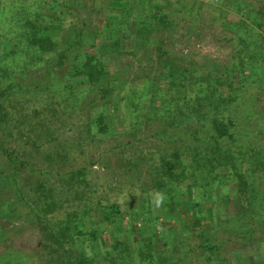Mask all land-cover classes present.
I'll return each mask as SVG.
<instances>
[{
    "label": "trees",
    "instance_id": "16d2710c",
    "mask_svg": "<svg viewBox=\"0 0 264 264\" xmlns=\"http://www.w3.org/2000/svg\"><path fill=\"white\" fill-rule=\"evenodd\" d=\"M1 1L0 10H3L4 13L0 12V19L3 18L0 25L3 27L4 39L0 40V75L10 71L11 83L0 87V154L5 159V163H9L13 167V171L8 174L0 173V194L6 189L11 190L16 201L22 203V208H28L36 215L35 220L40 235L38 245L47 248L50 259L53 256L55 259L58 258L59 264H99L97 257L91 255L89 251L93 239L97 237V231H93L88 237L83 219L85 216L95 219L96 214L100 212L112 224V214L121 213L120 207H113V211L108 212L107 208L99 203V200L98 203L80 207L74 203L76 200L68 201L66 198L65 202L68 208L64 212L59 213V210L56 212L59 205L62 204L54 195L56 184L47 178L49 175L41 166L39 170L35 167L37 164L31 158L27 160L17 154L16 150H13L12 143L5 142L2 135L7 137H13L17 133L23 135L25 127H27L26 119L35 121L40 116L49 121L60 119L61 116L64 123L75 121L73 118L76 117V112L82 106L83 101L90 96H98L97 99H91V106L104 100L107 105H116V107L121 105L125 113L123 116L125 131H132L135 124L130 115L133 116L142 105L139 103L140 97L136 96L139 94V88L133 86L130 80L124 76L125 70L118 71L115 76L107 77L105 53L97 55L95 51H92L97 48L98 39L102 35V26L98 27L92 22L80 25L81 15L70 14V11L65 9V6L72 0L52 1L62 7V10L60 8L59 22H57L58 26H55V23L49 19L45 20L50 18L46 11L48 8L45 9L49 5V0H42V6H40L42 10L37 11L32 19L30 18L33 15V10L27 7L29 5L27 1L3 2L4 8H2ZM106 1L107 5L110 4V7L107 6L108 8L102 6ZM178 1L181 5L179 13H186V6L193 9L192 26H197L198 22L202 29L206 27V29L215 27L224 29L226 36L231 37L235 42L234 52L239 57L236 59L237 64L235 60L233 65V61L229 64L230 69L214 70V72L205 74L194 67L186 69L175 65V63L164 64L165 73H162V77L168 81V84L153 92H145L150 97V100L147 99V101L154 108L156 117L162 115L163 119L172 122L171 124L177 130L184 128L192 130L193 145L189 146L186 151V154L191 158V166L188 168L183 164H177L176 161L181 158V153L176 154L172 160H168V156L164 157L160 166L156 168L153 184L148 189L158 195L168 193L172 199L173 190L183 189L184 195L186 194L185 183L188 181L190 186L200 189L207 188L217 179H220V183L224 184L227 179L233 178L232 180L239 183V197L243 206L240 212H236L231 203H228L229 213L227 216L214 220L211 223L212 226L210 225V232L201 234L203 239L201 246L187 249L184 246V240L188 237L186 233L191 231L185 230V232H181L182 242L166 243V251L158 255L153 254L154 250L152 249L150 255H142L145 258L139 262H143L142 264L147 262V258L148 264H185L187 261L190 264V254H197L196 264H214L213 262L223 258L221 254H225L227 250L234 253L238 243L247 240L254 241L257 239V233L264 236V191L260 190L257 184L258 175L264 174V151L251 150L248 155L243 150L251 136L247 131V126L255 114L253 104L255 101L259 104L262 103V97L253 94L252 87H257L256 68L264 69V38L262 40L256 38L254 34L256 30L248 25V16L240 17L236 22L227 20L226 15H229L231 10L238 15L244 12L254 13L253 10H250L252 6L245 0H213L216 3L211 4L198 0ZM98 2L97 7L101 6L104 10L106 9V13L103 14L107 18L105 22L107 23L106 35L108 41L113 42L112 47L120 54L124 51L133 53L132 49H128L124 44L134 40L138 41L137 38L127 34L122 27L114 28L113 26L115 17L117 16V19L120 20L123 16L124 5L120 4V0H98L95 4ZM148 7L155 11L151 15V25L154 24V26L164 29L174 27V30L182 28L177 25L178 22L170 18V10L164 9L166 7L164 1L163 3L161 0L150 1ZM258 13L260 15V12ZM130 15L138 19L137 14ZM135 25L138 24L135 23ZM151 25L144 23L141 28L146 32L143 35L145 40L150 38ZM228 26H231L236 33L228 34L226 31ZM258 27L259 29L264 28V24H258ZM56 32L61 35L60 45L54 37ZM5 41H10L13 46V51L7 54L2 53ZM148 48L145 47V49ZM168 55L169 52L160 49L158 58L148 57L145 67H155ZM134 64L127 66L126 71L133 70ZM135 66L138 69L144 68L140 62ZM38 67L42 68L43 71L40 75L44 78L33 81L34 78H31L28 72L35 71ZM20 74H22L21 77ZM67 75L71 76L68 83L65 82ZM78 78L87 79L86 85L77 88L71 84V80ZM178 89H182L184 92H179ZM260 92L264 95V86L260 87ZM116 93L121 94V97L115 96ZM117 97L119 102L116 101ZM20 107L26 111L31 108L33 110L28 115L24 114L25 111H21ZM132 107L134 109L130 114L131 111L128 112V108ZM87 113L88 111L85 113L86 115H82V120L87 117ZM22 114L24 116H21ZM32 115L34 116L32 117ZM260 115L264 120V109ZM133 117L137 119L138 116ZM179 119L186 126L178 125ZM85 123V128L89 130V133L92 125L104 134L109 132V126L103 115L93 121L89 119ZM31 125L29 140L26 144L33 141L34 147L39 141L45 140L44 138H46V142L42 143L41 147L57 142V140L54 141L57 133L47 129L45 134L37 135L39 131L37 124ZM35 135L37 137L33 139ZM123 145L118 144V146ZM252 154L253 156L250 157ZM65 157L66 155L62 156L61 154L60 157L58 156L61 164L65 163ZM179 168L182 170L181 172H177ZM28 169L31 170L30 173H35L34 177H37L35 184H32L30 188L22 179L23 171ZM227 170L230 172L228 176L225 173ZM198 171H203L207 185H201ZM65 176L68 178L66 182L70 188V186H75L77 181L78 183L86 182L88 173L84 168L78 172H66ZM8 199L9 201L5 199L0 203L1 217L10 211L17 214L15 202L13 204L10 198ZM61 207L63 206L60 205ZM192 207L195 211L192 210V225L196 230H200L213 218L202 209L200 203L193 204ZM131 216L133 220H136V216L134 217L132 214ZM5 234L0 235V243L5 244L11 239ZM80 245L84 246V250H79L82 248ZM126 249L124 243L118 242L112 249L104 250L99 256H102L105 264H135L138 260L137 253L131 254V251L129 253ZM232 253H230V257L222 261H229Z\"/></svg>",
    "mask_w": 264,
    "mask_h": 264
},
{
    "label": "rangeland",
    "instance_id": "374dc122",
    "mask_svg": "<svg viewBox=\"0 0 264 264\" xmlns=\"http://www.w3.org/2000/svg\"><path fill=\"white\" fill-rule=\"evenodd\" d=\"M11 1L13 0H2V8H4L3 2L9 3ZM16 1H27L30 5L26 4L27 7L33 10V15L30 19L34 18L37 11L42 10L40 7L42 6V0ZM49 1V5L45 9L48 8L46 11L50 18L45 20L48 21L49 19L55 23V26H58L57 22H59L60 8L62 10V7L52 2L53 0ZM96 1L98 0H72L70 4L65 6V9L69 10L70 14L81 15L82 22L80 25L92 22L97 24L98 27L102 26V35L98 39L97 48L92 51H95L97 55L105 53L107 63L105 72L107 77L115 76L118 71L125 70L124 76L130 80L133 86L139 88V94L136 96L140 97L139 103L142 105L133 114V116H138L137 119L130 115L135 128L132 131H125L123 118L125 113L121 105H117V108L116 105H107L106 100H104L98 101L94 106H91V99H97L98 96H90L83 101L82 108L80 107L76 112V117L73 118L75 121H66L64 123V119L61 120L62 116L60 119L53 121L46 120L42 116L35 121L26 119L27 127H25L23 135L22 133H17L13 137H7L3 134L2 138L5 142H11L13 150H16L15 152L22 158L27 160L31 158L32 161L36 162L37 166L35 167L38 170L42 167L45 173H48L49 176L47 178H50V181L56 184L54 195L57 196L62 203L60 205L63 206L60 208L59 205L56 212L59 210V213H61L68 208L65 202L67 199L68 201L76 200L74 203L80 207L98 203L99 200V203L107 208L108 212H112L113 207H120L121 213L112 214V224L100 212L96 214L95 219H89L87 216L83 219L88 237L93 231H97V237L93 239L92 247L89 248V251L91 255L97 257L99 264H105L99 254L104 250L112 249L118 242L124 243L125 249L128 248L126 250L129 253L130 251L131 254L137 253L138 260L135 263L137 264L143 260L144 257L142 255H150L152 249L154 250L153 254L158 255L166 251V243L175 244L182 242L181 232L183 233L185 230H189L192 233H186L188 237L184 240V246L187 249H195L203 244L201 234L210 232L211 223L227 216L229 213L227 206L230 203L236 212L242 210L243 202L239 197V183L232 180L233 178L227 179L224 184L220 183V179H217L207 188L202 187L199 189V187L190 186L188 181L185 183L186 194L184 195L183 189L173 190L174 196L172 199H170L171 195L168 193L158 195L148 189L152 186L156 168L160 166L164 157L168 156V160H172L176 154L181 153V158L176 161L178 162L177 164H183L190 168L191 158L186 154V151H188L189 146L193 145L194 139H192L191 129L177 130L171 124L172 122L167 119L164 120L162 115L156 117L154 108L147 101V99L150 100V97L145 92H153L167 86L168 81L162 77V73H165L163 66L167 62L170 64L175 63V65L186 69L194 67L203 74L214 72V70L225 71V69L229 68L228 66H230L229 64L232 61V65L234 60L237 64L236 59H238L239 55L234 52L236 44L231 37L226 36L225 30L222 28L206 29V27L202 29L198 22L197 26H192V20H194L193 9L190 6H186V13H179L181 5L178 0H161L162 3L163 1L166 3L164 9L170 10V18L178 22L179 24L177 25L179 27H182L176 30H174V27L164 29L150 24L151 15L155 11L150 9L148 4L153 0H120V4L124 5V14L120 20L117 19V16L115 17V22L112 21L113 26L114 28L122 27L127 34L138 40L125 42L126 44H124L128 49H132L133 53L124 51V53L120 54L118 50L112 47L113 42L107 39L105 28L107 18L103 15L106 13V9L104 10L101 6L97 7L99 2L95 4ZM156 1L159 0H154V2ZM198 1L206 2L207 4L216 3L213 0ZM245 1L252 6L250 10H253L254 13L244 12L238 15L231 10L229 15H226L227 20L236 22L240 17L245 18V16H248V25L256 30L257 33L254 32L256 38L262 40L264 38V28L259 29L258 24H264V0ZM102 6L108 8L110 4L107 5L106 1ZM0 12L4 13L3 10H0ZM258 12H260V15H258ZM130 14H137L138 19L131 17ZM135 23L138 25H135ZM144 23L151 25V34H149L150 38L148 40L143 38L146 32L141 30ZM228 27L226 30L228 34L236 33L231 26ZM2 28L0 25V40L3 41L2 34H4V31ZM54 37L60 45V33L56 32ZM3 47L5 48L2 53L7 54L13 51L10 41H5ZM145 47L149 48L145 49ZM160 49L169 52L165 60L159 61L153 68L145 67L148 63V57L158 58ZM146 51L148 52L145 53ZM139 62L140 65L144 66L145 70L143 67V69L136 68L137 66L135 65ZM131 64H134L133 70L129 69L126 71L127 66ZM41 71H43L42 68L38 67L35 71H29L28 75L34 78L33 81L43 79L44 77L40 75ZM255 72L257 87H252V93L256 96H261L262 103L254 102L255 114L249 121L250 127L245 123L247 131L251 135L249 140H247L248 143L245 142L246 145L243 149L248 155L251 150L264 151V120L263 117H260L261 111L264 109V95L260 92V87L264 86V69L257 67ZM10 74L9 71L0 75V87L11 83ZM19 76L21 77L22 74ZM70 78L71 76L67 75L65 82L68 83ZM86 81L87 79L85 78H78L71 80V84L81 88V86L86 85ZM179 92H184V90L180 89ZM117 95L121 97V94L116 93L115 96ZM116 101L119 102L118 97ZM90 106L91 108L89 109ZM128 109L131 114L134 108ZM20 110L25 111L24 114L27 113L29 115L33 109L26 111L20 107ZM87 111V117L82 120V115ZM24 114L21 116H24ZM100 115L105 116L109 132L104 134V132H100L99 129L92 125L89 133V130L85 128V122H88L89 119L92 121L96 120ZM44 122L45 124H43ZM137 122L139 123L136 125ZM177 122L178 125L186 126L181 119ZM31 124H37L36 126L39 129L37 135L45 134L47 129L50 132L57 133L58 135L54 139L57 142L53 141L54 143L41 147V144L46 142V138H44L45 140L39 141L34 147L33 141L30 144H26L29 140ZM164 125H167V127H164ZM37 135L33 136V139H36ZM118 144L124 145L118 146ZM60 154L62 156L66 155L64 158L65 163L63 164L60 163L58 158ZM5 162V159L0 154V173L8 174L13 171V167ZM84 168L88 173L87 181L79 183L77 181L75 186H70L69 188L66 182L68 180L67 176H65L66 172H78ZM30 171V169L24 170L22 175V179L29 186L28 188L35 184L37 179V177L33 176L35 173H30ZM181 171L180 168L177 169V172ZM225 173L226 176L230 174L228 170ZM197 174L201 185H207L203 171H198ZM257 180L258 188L264 191V174H259ZM6 190L0 194V203L5 199L9 201L8 198H10L13 204L15 202L17 214L10 211L5 216H0V235L6 233L5 236L11 238L5 244L3 242L0 243V264H59V259H55L51 253L53 258L51 257L50 259L46 247L38 245L40 235L38 234V225L35 220L36 215L30 212L31 210L28 208L23 209L22 203L16 201L12 191ZM196 203H200L202 209L213 218L210 219L209 224H204L200 230H196L192 225L194 211L192 205ZM100 211L102 210L100 209ZM131 214L134 217L136 216V220H133ZM150 221L152 223H149ZM256 237L257 239L254 241L247 240L240 244L237 242L238 245L234 253L227 250L225 254H221L223 258L220 261L213 263L264 264V236L257 233ZM91 238L94 237L91 236ZM80 247L79 250H84V246L80 245ZM230 253L232 255L229 261H222L230 257ZM196 256L197 254L189 255V260L192 264H196ZM146 261L145 264H148V258ZM185 264H188V261Z\"/></svg>",
    "mask_w": 264,
    "mask_h": 264
}]
</instances>
